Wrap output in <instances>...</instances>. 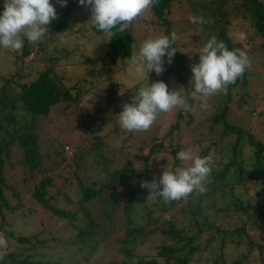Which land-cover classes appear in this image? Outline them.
I'll list each match as a JSON object with an SVG mask.
<instances>
[{"label": "trees", "instance_id": "1", "mask_svg": "<svg viewBox=\"0 0 264 264\" xmlns=\"http://www.w3.org/2000/svg\"><path fill=\"white\" fill-rule=\"evenodd\" d=\"M229 1L159 0L158 4L146 12L151 16L152 24L154 22L163 28L164 35L171 34L173 9L179 12L181 18L202 17L206 21L203 27L208 31L206 35H215L229 50L239 48L232 43L224 28L228 24L227 17L233 15V18L246 21L253 35L261 38L262 42L257 49L263 50L264 1L240 0L238 6L231 11L227 6ZM4 2L5 0H0V13L4 10ZM51 2L56 8L58 18L49 25V33L35 46L29 44L25 38L21 51H7L18 63H14L7 77H0L3 83L0 86V225L4 219L2 208L5 207L9 212L15 210L5 202V183L1 176L3 161L8 159L9 152L13 148L18 149L21 152L19 164L32 175L40 166L37 151L39 136L34 132L36 122L46 117L50 108L55 105H78V99L88 92L102 93L100 84L103 79H110V71L105 72V75L101 72V78H97L100 71L96 76V72L87 70L84 72L86 77L82 79L80 76L71 87H66L63 82L65 77L56 75L57 78L53 75L54 67L59 65L60 56H52L43 65H40L44 62L40 57L37 65L42 66V69L36 71L37 74L32 78L24 69L30 62L27 60L28 56L32 52L40 54L46 44L56 40L54 38L58 42L68 40L67 44L73 41L76 45H86L92 40L102 42L99 48L103 47L105 52L98 59V64L109 68L114 67L119 59L128 62L127 58L132 55L134 37L131 28L125 32H116L112 37L106 34L105 39L98 40L97 35L105 36V33L92 26L88 7L79 5L78 0L67 1L66 7H61L56 0ZM87 13H90L89 31L86 30V34L80 33L79 28L81 31L85 30L83 19ZM67 33L74 35L71 39H58L59 35ZM1 49L7 50L2 47ZM249 49L253 51L256 48L250 44ZM34 62L33 59L31 64ZM173 62L174 76L188 93L187 89L192 88V83L188 84V78L182 75L185 72V55L177 50ZM170 76L166 75L165 79ZM246 76L245 71L241 78L228 86L226 93L210 97V107L202 108L194 118H191L192 111L184 113L179 109L174 122L169 124L161 136H155L156 141L153 139L152 142H147L149 145L140 142L129 153L123 154L121 147L110 151L108 147L102 146L100 138L94 137L90 143V151L93 153L90 167L80 164V152L76 154V151L71 153L72 156L64 157L67 173H82L80 178L76 177L79 197L75 198L76 201H65L75 210L69 207L59 208L50 203L53 195L46 196L47 190L56 188L57 195L61 185H54L57 180L51 182L58 176H46L32 188L31 200L39 205L38 211L33 214L35 217L37 214L42 217H39L38 223L51 225L63 232L57 244L62 246V250H67L70 256L82 254L83 257L78 261L80 264H94L95 257L112 244L111 240L119 236L117 233L121 229L122 239L116 246L118 259L97 264H189L191 254L196 251L192 245L201 237L205 239V247L209 243H216L219 248L226 244L242 247L238 258L232 264H264V234L258 231L264 224V89L250 96L247 92ZM143 81L142 79L135 87ZM74 85L80 86L73 95L70 92L75 89ZM237 85L240 92H235L238 97L235 96L233 101L232 92ZM108 90L111 92L105 98L107 102L98 111H109L107 120L114 122L117 121V111L111 112L109 109L116 102L120 106L121 103L116 96H112L113 89ZM242 96L248 97L250 105ZM190 103L193 104V100ZM235 103L236 108L244 114L234 113L235 108L232 106ZM119 105L114 106L115 109ZM84 119L87 117L82 118V124H86ZM253 123L257 130L250 127ZM4 126L10 127L12 132L9 134ZM86 127L89 126L85 125ZM154 129L155 134L161 130L160 126H154ZM185 129L188 131L187 136L182 133ZM116 131L119 133L118 129ZM127 135L124 140L137 138L138 132H128ZM176 136V140H172ZM180 151L211 157V172L204 182L207 191L203 194L195 192L187 199L171 202H164L160 197L155 200L147 197L149 190L142 188L141 182L158 180L164 170L174 171L177 167L189 166L190 162L186 164L177 159ZM160 152L169 157L170 161H162L161 157L155 165L157 173L154 175L155 171L151 168H154V158ZM116 159L122 163L121 166L116 164ZM138 182L140 185L132 187ZM63 198L66 197L63 195ZM95 204H98V208ZM119 208L122 216L119 215ZM3 234L13 239L15 248L57 246L54 236L45 239L35 235L29 239L15 237L10 232ZM155 238L158 239V244H155ZM145 243H148L147 247L144 246ZM9 247L11 246L0 249V264H61L60 260L51 263L42 259L30 260L27 256L18 258L16 252L10 251ZM5 249L8 250L7 253ZM250 256H253L251 262L247 259ZM215 262L214 260L211 263L216 264Z\"/></svg>", "mask_w": 264, "mask_h": 264}, {"label": "rangeland", "instance_id": "2", "mask_svg": "<svg viewBox=\"0 0 264 264\" xmlns=\"http://www.w3.org/2000/svg\"><path fill=\"white\" fill-rule=\"evenodd\" d=\"M239 1L240 0H230L227 3L230 11L231 9H235L238 6ZM172 11V15L174 18L172 19L174 23L172 25L171 33L175 32L177 34V49L180 53L185 55V72L182 75L188 78L189 84L191 83L192 76L190 65L198 62L199 50L208 41V39H210L211 36L206 35L208 34V31L204 30L203 28L206 22L204 19V23L202 24L190 23V19L181 18V15L178 14L179 12L177 10L173 9ZM89 14L90 13H87L86 17L83 19V21L85 22V30L83 29L84 31H81L79 28L80 33L85 32L86 30L89 31ZM232 16L227 17L228 24L225 25L224 28L226 32H228L227 35L231 39L232 43L236 47H239L240 50L246 52L249 60L251 61V70H246V77L248 81L247 92L251 96L258 90L264 89V49H257L262 40L260 37L253 35L252 30L250 29V26H248V23L246 21H243L239 18H233ZM208 21L209 20H207V22ZM129 28H131L134 37L132 55L138 52L140 46L145 40L164 35L163 28L155 25L154 22L152 24V18L147 12H145L140 17V19L137 22L133 23ZM76 30L74 33H76ZM216 30L218 31V28H216ZM240 32L246 33V40L241 41L237 38V35ZM74 33L72 35H74ZM72 35L71 33L59 35L58 39H71ZM87 35L90 36L89 33ZM97 36H99L96 37L98 40L105 39L107 37L106 34L105 36ZM54 39L56 40L49 42L43 47V51L40 54L32 52L31 55L28 56L27 60L30 62L28 63V67H24V69H26V73H29L28 76L33 78L37 74L36 71H39L40 68L42 69V66L37 65L39 64L38 59L40 57L44 60V62H42L40 65H43L47 62L48 59L53 58L52 56H60L61 59L59 61V65L54 67L53 75L65 77L63 82L65 83L66 87H71L74 81L80 76L82 79L86 77L87 74L84 72L87 70L96 72V76L99 73V77L97 78H101V72L103 75H105L108 71H110V79L107 81L103 79V82L100 84L99 89L103 91L102 93L88 92L89 94L87 93L80 99H78V105L72 104V106L69 107H64L61 104L55 105L50 108V111L46 117H44L43 119H39L36 122L34 132L39 136V140L37 142V151L39 155L40 166L35 172L32 173V175L28 174L19 164L21 152L16 148H13L9 152L8 159L6 161H3L4 165L1 170V176L5 183V186L3 187L5 202L10 208H15V210L9 212L4 209L5 207L2 208L1 213L4 215V219L3 223L0 225V230L2 231L0 233L10 232L15 237L29 239L35 237V235H39L40 238L45 239L51 236L55 237L57 246H32L28 249H23L22 246H18L15 248L14 245L16 243L13 241V239L7 238L5 234H3L7 240L5 248L11 246L9 247V250H14L18 255V258L27 256L30 260L42 259L46 262L51 263L60 260L61 264H80L78 261L83 257L82 254L70 256L67 250H62V246L57 244V241L59 240L60 236L63 235V232L54 229V227H52L51 225L38 223V219L40 216L37 214L35 217V214L33 213L35 211H38L39 205L31 200L32 188L34 184L45 178L46 176H58L51 182H55L57 180L54 185H61L59 193L55 195L56 188H50L47 190L46 196L53 195V198L50 199V203L56 205L59 208L69 207V205H67L65 201L66 199L76 201L75 198L79 197V188L77 185L76 177L80 178L82 173L80 174L79 171L76 173L77 175H70L69 173H67L68 168L65 164L64 157L72 156L71 153L76 151V154L80 152L82 154L80 156V164H87L88 167H90L89 163L91 162V159L93 157V153L92 151H90V143L92 141V138L94 137L100 138L102 140V146L108 147L110 151L114 149L117 150L119 149V147H121L123 154L129 153V151L136 145H139L140 142L149 145V143L152 142L153 139H155V136H161L164 133L165 129L169 126V124L174 122L175 115L179 108H175L168 113H162L148 131L138 132L137 138H128L124 140L125 137L128 136V132L119 127L118 115L122 111L123 105L125 103H131V98L136 95L137 91L144 85L143 81L140 85L135 87V85L138 84L143 78L136 75L129 63L123 62L124 59H119L118 63L112 68H109L102 64H98V59L105 52L103 47L99 48L102 42L100 43L99 41L92 40L91 42L86 43V45L84 43L76 45L73 41H70L67 44L68 40H66V42L65 40H61L58 42L57 38ZM250 44L253 45L256 49L251 51L249 49ZM10 50L11 49H7L6 51H4L0 47V77H7V74L12 71L14 63H18L17 59L10 57L7 53V51L10 52ZM4 52L7 54H5ZM33 59L35 62L31 64V61H33ZM77 65H79V67H76ZM164 69V72L159 76H157L154 72L150 73L151 75H149L148 79L149 84L156 81H163L168 85L169 90L182 87V85L174 76V62H172L170 65L165 62ZM166 75L171 76L165 79ZM1 84L3 83L0 80V86ZM79 86L80 85L75 87L74 85L73 88L75 89L71 91L70 94L74 95V91ZM108 88L113 89L114 95L112 96H116L121 103L120 106L116 102V104L112 105L109 109L111 112L117 111V121L114 120V122H110L109 120H107V118H109L110 116L109 111H101L100 113L98 111V109L102 108L103 105L107 102L105 98L108 97V92H111L110 90H108ZM190 89L192 88L188 87V93L192 91ZM235 92H240V88L238 85L235 87V91L232 92L233 101H235V96L238 97ZM243 98H246L247 104L250 103L248 97L245 96ZM193 102L194 103L192 104V106L194 107V110H192L191 118L196 117L202 109V107L200 106V101ZM118 105V109H115V107H117ZM236 105L237 104L235 103V105L232 106V108H235L234 113L236 115L244 114L242 110L236 108ZM84 117H87V119H84L86 121V124H82V118ZM182 123H184V121L181 122V124ZM85 125L89 127L85 128ZM154 126H160L161 128V130L156 134L153 132L155 131ZM250 127L257 130V126L254 123ZM4 129L7 130L9 134L12 132V129L10 127L4 126ZM117 129L120 134L116 131ZM186 132H188L186 129L184 131L182 130V133L185 136H187ZM176 138L177 136L175 138H172V140H176ZM65 147L68 148V151H65ZM144 153H146V150H144ZM2 156H4V154H2ZM118 157L121 158L120 155H118ZM161 157L162 161H170V158L164 156L162 152L157 154L152 165L154 166V168L151 166V170L155 171L153 172L154 175L157 173L155 165L157 161H160ZM116 161V164L121 166L122 163H120V161H118L117 159ZM59 176H61L62 180L61 178H59ZM138 185H140L139 182L138 184H134L132 187ZM63 195L66 198H63ZM95 205L98 208V204ZM69 208L71 210H75L72 207ZM119 215L122 216L120 208ZM258 231L264 234V224L260 226ZM255 232L257 233V231ZM122 233L123 231L121 229L119 233H117L119 236L111 240L112 244L105 247L103 251L95 257V260L93 261L94 264L107 263L111 260L118 259L116 255V246L122 239ZM32 241L34 240L32 239ZM204 242V237L195 240L192 246L196 248V251L191 254L192 259L189 264H213L211 262L214 260L216 261V264H232L238 258L240 249L242 248H237L233 244H226L223 248H219L216 243H209L205 247ZM158 243V239L155 238V244ZM144 246L147 247L148 243H145ZM5 250V253H7L8 250ZM144 251L147 252L146 250ZM247 259L251 262L253 256H250Z\"/></svg>", "mask_w": 264, "mask_h": 264}, {"label": "clouds", "instance_id": "3", "mask_svg": "<svg viewBox=\"0 0 264 264\" xmlns=\"http://www.w3.org/2000/svg\"><path fill=\"white\" fill-rule=\"evenodd\" d=\"M158 2L159 0H78L79 5L89 8L92 26L109 37L116 32H125ZM56 3L61 7L67 6V0H56ZM57 18V11L51 0H5L4 10L0 13V47L19 52L24 46L25 38L29 44L37 45L49 33V25ZM190 23L202 24L204 20L193 16L190 17ZM237 38L243 41L247 39V35L240 32ZM176 40L175 32L149 38L142 43L136 54L127 58L134 73L143 78L144 85L131 98V103L123 105L118 115L119 126L123 130L146 132L162 113L175 108L182 109L184 113L192 111L190 100L200 101V106L208 109L210 97L226 93L229 85L241 78L246 70H251V61L246 52L239 48L229 50L223 41L213 35L199 50L198 62L190 65V93H186L184 87L169 90L163 81L149 84L150 73L154 72L159 76L165 70V62L169 65L173 62L178 50ZM177 159L190 164L187 167H177L174 171L164 170L158 180L141 182L140 186L149 190L147 197L150 196L153 200L160 197L164 202H171L187 199L195 192L203 194L207 191L204 182L211 172V157L180 151ZM6 244V237L0 233V249Z\"/></svg>", "mask_w": 264, "mask_h": 264}, {"label": "built area", "instance_id": "4", "mask_svg": "<svg viewBox=\"0 0 264 264\" xmlns=\"http://www.w3.org/2000/svg\"><path fill=\"white\" fill-rule=\"evenodd\" d=\"M65 149H67V147H65Z\"/></svg>", "mask_w": 264, "mask_h": 264}]
</instances>
